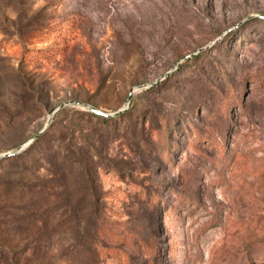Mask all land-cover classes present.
<instances>
[{"label":"rangeland","instance_id":"374dc122","mask_svg":"<svg viewBox=\"0 0 264 264\" xmlns=\"http://www.w3.org/2000/svg\"><path fill=\"white\" fill-rule=\"evenodd\" d=\"M16 151L0 264H264V0H0Z\"/></svg>","mask_w":264,"mask_h":264},{"label":"trees","instance_id":"16d2710c","mask_svg":"<svg viewBox=\"0 0 264 264\" xmlns=\"http://www.w3.org/2000/svg\"><path fill=\"white\" fill-rule=\"evenodd\" d=\"M63 111H64V110H63ZM92 115L95 116V117L102 118L103 121H108V118H106V117H104V116H101V115H98V114H95V113H92ZM169 129H170V128H168V126H167V128L164 129L163 131H158V132H157V133L159 134V137L161 138V140H162V142H163V145L166 143V140H169V139H170V136H169V134H170V130H169ZM213 145H216V147H217L218 149H221V148H222L221 143H220L217 139H216L215 141H213ZM12 157H13V155H10V156H8V157H5V158L0 159V161L8 160V159H10V158H12Z\"/></svg>","mask_w":264,"mask_h":264},{"label":"water","instance_id":"95a60500","mask_svg":"<svg viewBox=\"0 0 264 264\" xmlns=\"http://www.w3.org/2000/svg\"><path fill=\"white\" fill-rule=\"evenodd\" d=\"M132 96H133V92L131 91V93H130V97H129V100H131ZM69 103H70V102H67V103L62 104L59 108L55 109V110L52 112V114H54L55 112H57L58 110H60L61 108H63L65 105H67V104H69ZM89 109H90V111H92V112L95 113V114L102 115V116H107L106 113H104V112H102V111H100V110H98V109H96V108H94V107H89ZM36 137H37V136H36ZM19 150H21V147L19 148ZM19 150H17V151H19ZM17 151H16V152H8V153L1 154V155H0V159L5 158V157H8V156L13 155V154H16Z\"/></svg>","mask_w":264,"mask_h":264}]
</instances>
